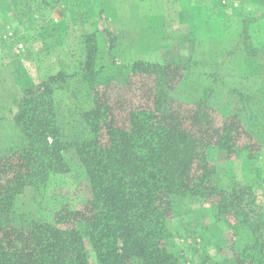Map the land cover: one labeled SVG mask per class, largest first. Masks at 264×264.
<instances>
[{
	"label": "trees",
	"instance_id": "1",
	"mask_svg": "<svg viewBox=\"0 0 264 264\" xmlns=\"http://www.w3.org/2000/svg\"><path fill=\"white\" fill-rule=\"evenodd\" d=\"M95 45V32L86 33L84 62L72 72L47 74L39 87L25 89L15 100L12 121L19 139L0 152V264H90L91 254L95 264H182L167 247L173 237L168 222L180 200L195 197H212L210 211L239 246L230 258H212L209 246L216 238L209 224H200L194 264H264L263 205L248 185L224 190L213 180L210 151L234 158L248 152L237 142L244 129L239 113L210 107L217 84L202 88L193 106L176 105L163 74L167 65L133 60L137 76L153 73L145 88L151 104L128 106L125 123L117 125L111 98L100 89V68L93 67ZM236 49L245 55L255 50L246 30ZM211 75L215 82L217 75ZM71 78L76 86H70ZM56 91L69 93L78 117L68 135ZM230 93L240 102L250 100L238 90ZM68 153L77 158L90 188L82 207L63 205L49 220L32 216V209L21 212L25 191L33 209L42 211L50 176L71 170Z\"/></svg>",
	"mask_w": 264,
	"mask_h": 264
},
{
	"label": "rangeland",
	"instance_id": "2",
	"mask_svg": "<svg viewBox=\"0 0 264 264\" xmlns=\"http://www.w3.org/2000/svg\"><path fill=\"white\" fill-rule=\"evenodd\" d=\"M244 30L255 49L251 55L236 49ZM92 32L93 67L100 68V89L111 98L114 124L125 123L128 106L151 104L145 88L153 73L137 76L131 70L133 60L167 65L163 74L169 76L176 105L193 106L202 88L217 84L210 107L239 113L245 130L239 128L237 142L248 152L234 158L210 151L213 180L224 190L235 183L248 185L264 211V0H0V152L19 139L12 121L15 100L25 89L39 87L47 74L74 71L85 61L84 37ZM211 74L217 75L215 82ZM230 90L250 100L240 102ZM54 96L68 135L78 127L73 99L66 91ZM215 119L222 120L216 113ZM69 158V172L50 176L49 202L42 211L33 209L25 191L21 212L32 209V216L49 220L63 205L82 207L90 188L77 158ZM211 200H180L168 222L173 237L167 247L182 264L197 261L200 224H209L216 238L209 246L212 258H230L231 249L239 246L226 225L215 220ZM94 260L91 254L90 264Z\"/></svg>",
	"mask_w": 264,
	"mask_h": 264
}]
</instances>
